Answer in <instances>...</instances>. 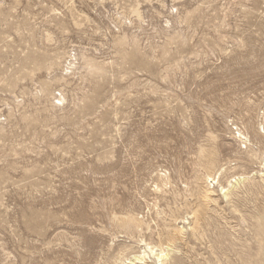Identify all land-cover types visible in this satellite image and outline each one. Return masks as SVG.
I'll return each mask as SVG.
<instances>
[{
    "label": "rangeland",
    "instance_id": "1",
    "mask_svg": "<svg viewBox=\"0 0 264 264\" xmlns=\"http://www.w3.org/2000/svg\"><path fill=\"white\" fill-rule=\"evenodd\" d=\"M261 137L264 0H0V264H264Z\"/></svg>",
    "mask_w": 264,
    "mask_h": 264
},
{
    "label": "bare ground",
    "instance_id": "2",
    "mask_svg": "<svg viewBox=\"0 0 264 264\" xmlns=\"http://www.w3.org/2000/svg\"><path fill=\"white\" fill-rule=\"evenodd\" d=\"M256 137H258V136H256ZM263 137V136H262ZM262 137H261V139H262ZM258 138H260V137H258ZM261 139H259L260 141H261ZM263 141H264V138L262 139ZM259 141V142H260ZM263 144V143H262ZM263 146V145H262ZM264 148V147H263ZM218 150V149H217ZM200 151V152H199ZM198 152V154H199V156L197 157V158H199V161L198 162H200L201 164H203L204 166H205V168H208L209 166L210 167H212V168H214V167H220V165H219V163H220V160L216 157V150H212V151H204V150H199ZM197 161V160H196ZM223 161V160H222ZM204 168V169H205ZM215 170V169H214ZM210 172V171H209ZM222 175V174H221ZM242 175V174H241ZM207 177L208 178H210L209 177V175L207 174ZM229 177V176H228ZM213 178V177H212ZM213 180V179H212ZM215 180V179H214ZM234 181L232 182V181H228V179H227V187L225 186V185H219V187H220V192L222 193V196H223V198H228L229 196H231V195H234L233 193L234 192H232V188H231V186H232V184H236V185H238L239 183H240V176L237 178V179H233ZM243 181V180H242ZM206 182H207V180H206ZM234 188V187H233ZM212 189V188H211ZM200 192V191H199ZM198 192V193H199ZM209 194H212V191H208V190H205V192H204V195H203V198L204 199H206L208 196H209ZM190 195V194H189ZM200 195V194H199ZM202 196V195H201ZM238 196V195H237ZM196 197V196H195ZM234 197V196H233ZM230 198H232V197H230ZM239 198V197H238ZM200 199V198H199ZM229 199V198H228ZM235 200H236V198H235ZM195 201V200H194ZM214 202V201H213ZM216 202V201H215ZM235 202V201H234ZM204 203V202H203ZM232 203V202H231ZM200 205V204H199ZM207 205V204H206ZM236 205H238V204H236ZM236 205H234L233 206V208H234V211H237V209H236ZM232 206V205H231ZM194 207V206H193ZM187 210V209H186ZM209 210V209H208ZM189 211V210H188ZM184 211H182V213H183ZM157 214V213H156ZM190 214L193 216V218H194V220H195V225H196V222H198V221H200L203 217H202V214H204L203 212H202V210L201 209H196V210H194V209H191L190 210ZM207 214V213H206ZM205 215V214H204ZM183 217V216H182ZM205 217H207V216H205ZM132 219V218H131ZM130 220H126V218H125V221H123V222H121L122 223V227L125 229V230H127V231H129L130 233H132L131 231H133V229H134V227L135 228H138L139 227V225H130ZM133 222V220L131 221V223ZM117 223V222H116ZM259 226H263L262 224H260ZM148 227V226H147ZM167 227V226H166ZM205 227V226H204ZM142 228V227H141ZM196 228H198V227H196ZM166 229V228H165ZM138 230V229H137ZM192 230V229H191ZM171 231V230H170ZM140 232V231H139ZM165 232V231H164ZM178 232V231H177ZM174 233V232H173ZM174 234H170V233H168V232H165V233H163V240L161 241V242H163V241H165L166 243V246H168V247H166L165 245V249L161 246V245H159L158 246V248H159V252L156 254L155 253V256H156V260H157V262L158 263H161L162 261H167V260H169L170 259V254H169V252L168 251H170V249L172 248V250L175 248V242H176V238H174V236H173ZM130 236V235H129ZM136 236V235H135ZM138 236V235H137ZM177 236V235H176ZM141 239L139 240V239H137V237H136V239L139 241V242H142V243H144L145 241H144V235H142L141 237H140ZM148 239V238H147ZM150 239V238H149ZM146 240V239H145ZM150 241V240H149ZM152 241V240H151ZM157 242H158V240H157ZM140 244V243H139ZM157 244V243H156ZM88 245V244H87ZM154 245V244H153ZM144 246H146L147 247V249H149V251H150V253L152 254L154 251H153V247L154 246H149V244H145ZM171 248H170V247ZM90 246H88V248H89ZM157 247V246H156ZM168 248H170V249H168ZM91 249H89V251H90ZM121 252H122V250H121ZM118 254V253H117ZM117 256V255H116ZM122 256V254H118V257L115 259V260H118V261H120V263L121 264H141L140 262H144V259H145V256L144 255H133L132 256V258L131 259H127V258H124V257H121ZM124 256V255H123ZM111 257V256H110ZM116 263V262H115ZM114 264V263H113ZM171 264V263H170Z\"/></svg>",
    "mask_w": 264,
    "mask_h": 264
}]
</instances>
